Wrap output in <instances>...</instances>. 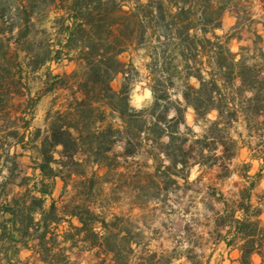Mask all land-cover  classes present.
I'll return each instance as SVG.
<instances>
[{
	"label": "trees",
	"instance_id": "1",
	"mask_svg": "<svg viewBox=\"0 0 264 264\" xmlns=\"http://www.w3.org/2000/svg\"><path fill=\"white\" fill-rule=\"evenodd\" d=\"M15 1L24 5L32 0ZM18 12L29 31L35 19L33 10L23 6ZM49 13L57 15L60 22V50L45 56L28 52L20 68L37 72L48 63L59 64L64 57L69 60L77 53V60L85 67L77 86L82 98H71L64 110L48 116L46 136L40 137L39 131L31 143L38 156L33 170L39 182L24 177L17 184L24 174L19 167L17 176L11 175L0 184V264H24L21 256L25 253L31 254L30 261L35 260L25 264H72L68 253L74 250L95 252L111 264H133L140 244L125 231L128 225L119 218L109 220L91 202L102 179L94 169H105L109 174L118 168L113 155L118 144L136 154L137 146L146 142L147 155L161 184L167 180L176 184L172 178H180L190 160L200 167L222 166L227 170L226 163L235 158V142L221 128L223 123L244 119L251 133V121L259 119L264 129V52L256 42L255 57H241L231 52L224 37L217 36L226 15L236 14L238 19L244 15L236 0H66L65 6ZM163 38L178 46L185 81L195 80L198 87L184 84L185 107L177 104L170 110L165 105L170 90L164 86L169 83L173 87V81H167L164 71L157 72L162 78L155 81L152 108L135 111L130 107L128 84L118 92L111 87L116 77L129 81L132 70L120 57L132 46L144 47ZM256 39L260 41L258 36ZM242 52L249 53L245 49ZM5 61L10 64L8 58ZM159 87L165 90L160 92ZM17 93L11 97L24 99ZM185 109L194 112L196 122H206L213 112L218 121L198 138L186 126ZM257 154L261 169L254 178H247L249 187L231 210V231L242 243L238 247L239 264H255L254 257L263 261L255 243L263 230L250 217L252 194L264 172V151ZM173 170L178 173L172 175ZM58 180L65 191L70 185L74 190L71 202L63 208V217L54 202L49 210L44 207ZM14 188L26 191L17 194ZM63 224L68 227L60 232Z\"/></svg>",
	"mask_w": 264,
	"mask_h": 264
},
{
	"label": "rangeland",
	"instance_id": "2",
	"mask_svg": "<svg viewBox=\"0 0 264 264\" xmlns=\"http://www.w3.org/2000/svg\"><path fill=\"white\" fill-rule=\"evenodd\" d=\"M236 1L240 2L244 15L239 19L236 14L226 15L223 30L216 34L227 40L232 53L253 59L256 42L264 52V0ZM65 3L66 0H32L23 5L15 0H0V13L3 12L0 14V184L11 175L17 176L19 167L24 174L17 184L24 177L33 183L39 182L38 173L33 170L38 156L31 143H35L39 131L40 137L46 136L48 116L64 110L71 98H82L77 86L83 79L85 67L77 60V53H72L69 60L64 57L59 64L48 63L37 72H30L24 66L20 68L28 52L45 56L60 50V22L57 15L49 12H55ZM23 6H29L35 16L29 31L19 17L18 9ZM243 49L249 53H243ZM7 58L10 64L6 63ZM120 60L132 70L129 81L125 82L124 77L119 76L111 87L118 92L128 84L130 107L135 111L152 108V90L155 81L162 78L157 72L164 71L167 81H173V87L169 83L164 86L170 90L165 104L170 110L177 104L185 107L182 100L184 84L198 87L195 80L185 81L186 72L179 48L166 38L158 42L154 40L144 47L132 46ZM191 68L195 66L191 65ZM56 84L57 87L53 88ZM158 89L160 92L165 90ZM14 92H19L17 94L24 99L11 97ZM185 111L186 126L198 138L205 135L211 123L218 121L215 112L206 122H196L194 112L190 109ZM260 122L262 120L259 119L251 121V133L244 119L221 126L227 137L235 142V158L226 163L228 171L222 166L200 167L197 161L190 160L187 171L181 173L180 178H172L176 184L169 180L161 184L147 155L146 142L142 147L137 146L136 154L126 150L124 144H118L113 153L118 159V168L109 174L105 169H94L102 179L91 202L109 220L119 218L128 225L125 231L131 232L133 239L140 244L133 264H239L238 247L242 243L231 231V210L241 202V193L249 187L247 178H254L261 169L257 151H264V145L258 149L264 143V129L259 126ZM164 164L168 166L165 161ZM177 173L175 170L171 172L172 175ZM91 175V171L87 172L88 178ZM262 186L264 172L251 199V221H258L263 230L255 239L263 261L254 257L255 264H264ZM14 191L22 194L26 188H14ZM73 192L72 185L65 191L64 184L58 180L51 199L44 204L45 210H49L51 202H54L59 216L63 217V208L71 202ZM72 223L78 227L76 221ZM67 227L63 224L59 231ZM68 255L72 264H111L109 259L99 257L95 252L74 250ZM21 258L24 264L28 260L29 263L35 261H30L31 254L28 253Z\"/></svg>",
	"mask_w": 264,
	"mask_h": 264
},
{
	"label": "crops",
	"instance_id": "3",
	"mask_svg": "<svg viewBox=\"0 0 264 264\" xmlns=\"http://www.w3.org/2000/svg\"><path fill=\"white\" fill-rule=\"evenodd\" d=\"M262 189H264V186H262Z\"/></svg>",
	"mask_w": 264,
	"mask_h": 264
}]
</instances>
